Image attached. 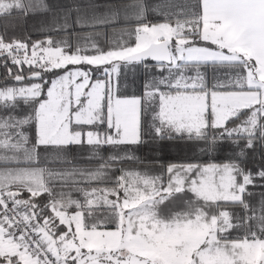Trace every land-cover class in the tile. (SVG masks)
I'll use <instances>...</instances> for the list:
<instances>
[{"label": "snow or ice", "instance_id": "snow-or-ice-1", "mask_svg": "<svg viewBox=\"0 0 264 264\" xmlns=\"http://www.w3.org/2000/svg\"><path fill=\"white\" fill-rule=\"evenodd\" d=\"M98 8L0 0V264H264V0ZM176 142L213 159L136 155Z\"/></svg>", "mask_w": 264, "mask_h": 264}, {"label": "trees", "instance_id": "trees-1", "mask_svg": "<svg viewBox=\"0 0 264 264\" xmlns=\"http://www.w3.org/2000/svg\"><path fill=\"white\" fill-rule=\"evenodd\" d=\"M120 1L127 2L130 0ZM41 20L42 18L40 15H28L25 19L24 17L17 18V16L14 14L13 17L8 21V34L17 36L19 38L31 36L33 40L43 38L44 33L38 32L36 30L39 28ZM4 23V20H0V25H3ZM127 83L133 84L132 79H128ZM139 91L140 90H138V93ZM21 110L27 109H25L23 105H21ZM138 150L139 151L136 152V154L140 158V161H142L144 164L155 165L156 167H166L170 164H181L188 162L207 163L213 159L210 157L199 156V154H194L179 142L173 143L170 146H166L163 149L159 148L155 144L148 143L140 146ZM226 155V152H221L214 158L215 162H222L226 158ZM260 158V150H257L252 154L249 162V167L258 166ZM155 174H158V172H156ZM252 191L256 193V195L252 197V201L253 203H255L259 199V193L261 191H264V189L255 188L252 189ZM176 206L179 207L181 205L179 204V202H177Z\"/></svg>", "mask_w": 264, "mask_h": 264}, {"label": "crops", "instance_id": "crops-1", "mask_svg": "<svg viewBox=\"0 0 264 264\" xmlns=\"http://www.w3.org/2000/svg\"><path fill=\"white\" fill-rule=\"evenodd\" d=\"M117 1H120V0H93V2L99 6V8H98V11L99 12H105V11H107L108 7H110V6H120V5L127 4V3L130 2V1H127V2H122V1L117 2ZM47 2L50 5L54 6V7L68 8V7H70L73 4L78 3V2L79 3H84V2H86V0H47ZM147 3L149 5H151V4L156 3V0H147ZM41 18H42V20L44 19L43 16H41ZM151 18H152V16L150 15V19ZM98 39L103 44L106 38H105V36L103 34H101L98 37ZM116 39H119V38L117 37ZM107 40H108L109 43H114L115 42V40L112 37V30L111 29H108ZM25 111H27V110H21L19 114H23V112H25ZM138 151L139 150L137 149L136 152H138ZM75 154L77 156H80L82 153H81L80 150H76V153ZM79 163L81 165H85V166L87 164V162L85 160H83V159H81L79 161ZM126 167H129V168H140L141 165H139V164H130V165H126ZM143 167L146 168V169H150L155 174L156 172L159 173L161 171V167L162 166L156 167L155 165L144 164L143 163Z\"/></svg>", "mask_w": 264, "mask_h": 264}, {"label": "rangeland", "instance_id": "rangeland-1", "mask_svg": "<svg viewBox=\"0 0 264 264\" xmlns=\"http://www.w3.org/2000/svg\"><path fill=\"white\" fill-rule=\"evenodd\" d=\"M128 79H132V81H134L135 83L133 84H129L130 87L128 89V91L131 93L132 91H136L138 93V90H141V86H142V83H143V80H144V74L141 71H138L137 74L135 75V77H133L131 75V73H129V76H128Z\"/></svg>", "mask_w": 264, "mask_h": 264}]
</instances>
